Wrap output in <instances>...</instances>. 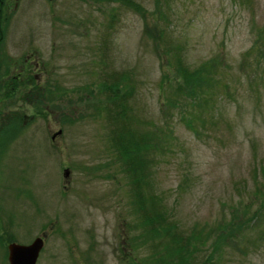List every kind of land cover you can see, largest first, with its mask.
<instances>
[{
  "label": "rangeland",
  "instance_id": "374dc122",
  "mask_svg": "<svg viewBox=\"0 0 264 264\" xmlns=\"http://www.w3.org/2000/svg\"><path fill=\"white\" fill-rule=\"evenodd\" d=\"M262 26L264 0H0L3 69L24 66L32 89L51 91L50 102L32 95V122L12 160L1 156L0 264L13 240L43 234L38 264L155 263L163 238L139 223L132 169H141L116 149L122 130L140 144L159 130L162 147L145 157L182 235L259 209L239 248L227 239L214 263L264 264V61L251 50ZM178 55L191 69L219 63L208 104L176 92ZM124 71L137 89L112 125L96 90Z\"/></svg>",
  "mask_w": 264,
  "mask_h": 264
},
{
  "label": "trees",
  "instance_id": "16d2710c",
  "mask_svg": "<svg viewBox=\"0 0 264 264\" xmlns=\"http://www.w3.org/2000/svg\"><path fill=\"white\" fill-rule=\"evenodd\" d=\"M149 32L151 31L149 30ZM168 50L170 51V49ZM251 50L258 53V58L264 61V26L259 28ZM177 62V76L173 80L175 81L176 92L188 96L192 103L200 105L204 102V104H208L211 97V95H208V89L215 91L214 76L218 74L217 71L214 73L212 71L215 64L218 66L219 63L214 60L210 62L211 65L191 69L189 68L190 66L188 67L183 62V58L180 55H178ZM216 82L218 83V79ZM34 85L36 87L32 89V95L35 96V103L37 101L43 103L44 98L45 100L48 98V102H50L51 99L48 94H51V91L48 92L46 89L42 91L40 90L41 88L37 87L38 84L35 83ZM136 89L137 85L134 84L133 80H129L125 71L121 74L118 73L117 76L110 77L109 82H101L100 87L96 90L99 91L97 93L99 95L97 104L103 107L98 111V114L101 115L103 110H105L108 112L106 118L108 121L110 120L112 125L120 124L122 119L121 110L123 108L125 110L126 106L128 107L131 104L130 102L134 98ZM39 91L41 94L38 97L37 93ZM123 132L122 130L118 133L116 149L119 151L120 156H123L124 164L127 165L129 162L134 165L133 161L137 160L139 163L138 168L141 169V173L137 175L132 169L134 173L132 180L137 189L136 203L140 210L146 211V214H142V216L136 212L140 218L139 223H141L143 229L147 228V235L144 234V236L152 239H155V236L158 239L163 238L158 242L156 241L154 245L156 254V260H153L154 264H215L214 262L218 260V256L220 257V252L223 250L222 247L227 239H231L233 244L226 247L239 248L241 242L239 243L238 238L240 234L246 230L245 226L252 222V227H255L254 223L259 218L261 211L257 209L250 217L244 218L238 208L228 222H222L217 226L211 227L210 232L206 236L194 230L195 235L192 232L187 236L182 235L177 222L172 220L164 197L154 190L152 169L149 165L150 162L145 157L152 151L151 149L157 150L162 147V137L159 134V130L146 132L142 135L141 144L133 141L124 142ZM129 138L128 136L126 137L128 140ZM137 138L139 139L140 137L137 136ZM128 147H133V153L132 149H127ZM143 153L144 155H142ZM147 206L151 208L150 212L147 211ZM208 242H210V249H207Z\"/></svg>",
  "mask_w": 264,
  "mask_h": 264
},
{
  "label": "flooded vegetation",
  "instance_id": "af4514ba",
  "mask_svg": "<svg viewBox=\"0 0 264 264\" xmlns=\"http://www.w3.org/2000/svg\"><path fill=\"white\" fill-rule=\"evenodd\" d=\"M2 64L0 58V160L4 157L9 163L12 159L6 157L7 152L17 149L22 126L32 122V72L23 70L24 66L3 69ZM22 89L28 90L26 97L30 100L25 113L16 106ZM26 116L29 120L24 119Z\"/></svg>",
  "mask_w": 264,
  "mask_h": 264
},
{
  "label": "water",
  "instance_id": "95a60500",
  "mask_svg": "<svg viewBox=\"0 0 264 264\" xmlns=\"http://www.w3.org/2000/svg\"><path fill=\"white\" fill-rule=\"evenodd\" d=\"M61 131L55 134V137L61 135ZM53 136V138H55ZM70 170L65 169L64 177L68 178ZM47 234H43L36 238L31 244H19L13 242L8 246L9 264H38L40 254L45 247Z\"/></svg>",
  "mask_w": 264,
  "mask_h": 264
}]
</instances>
